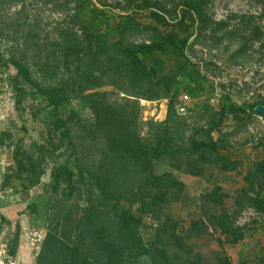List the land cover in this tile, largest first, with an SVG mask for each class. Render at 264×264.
Wrapping results in <instances>:
<instances>
[{"label":"rangeland","instance_id":"rangeland-1","mask_svg":"<svg viewBox=\"0 0 264 264\" xmlns=\"http://www.w3.org/2000/svg\"><path fill=\"white\" fill-rule=\"evenodd\" d=\"M94 1L119 7H125L127 3L126 0ZM78 13L77 0H0V94L4 98L6 117L3 146L10 162L6 177H11L9 186H6L8 192L0 193L1 228L7 229L11 247L13 240L19 236V247L26 252L29 262L34 260L33 250L38 252L47 230L55 227L72 207H87L88 202L93 201L108 212L113 208L108 201L100 204L96 191V196L90 199L93 183L88 177L87 184L81 187L82 191L70 187L65 177L61 176L58 182L53 179L57 169L65 165L73 168L76 161L71 158L68 146H61L58 139L53 140L56 146L53 151L49 131L56 112L48 106L44 97L37 95L35 88L19 76L18 67H24L31 72L34 82L48 89H60L67 68H76L73 58L67 60L63 56V44L60 42L62 32L72 28L82 35L81 26L89 23L85 12L73 22ZM207 15L210 23L203 29L195 14L180 8L178 15L174 14L167 26L160 27L164 34L173 32L180 40L189 39L185 54L194 63L200 64L202 74L208 77V82H200L204 91L199 92L196 99L181 93L177 106L180 116L177 124L181 129V141L177 146L182 143L188 154L187 159L179 165L185 167L188 160L191 164L186 168L200 173L193 176L174 170L187 179L185 202H175L177 197L170 195L161 217L153 214L141 217V234L146 242L155 239L156 225L167 217L173 222L179 221L178 233L184 238L182 247L164 242L159 246L167 252L171 264H215L223 253L222 249L225 253L228 237L212 229L209 234L198 237L199 232L192 229V222L201 219L200 205H204L210 214H237L238 224L251 230L246 235L264 242V230L259 227L261 217L250 207L248 200L254 194L248 193L246 196L242 193V190L248 189L245 176L256 163L264 161V117L250 109L264 107V1L218 0L209 7ZM180 16L186 19L182 25H179ZM140 21L146 26H156L149 19L141 18ZM110 35L114 36L113 29ZM126 40L136 44L150 43L152 34L143 31L130 35ZM160 58L166 63V70L176 68L184 61L179 62L170 47L164 53L157 50L147 53L144 59L153 66ZM187 81L184 79L185 83ZM99 91L108 93L107 103L126 105L128 98L116 88L108 86ZM185 96L189 99L186 100ZM164 103L167 107L165 100H141L140 110L133 106L128 108V111L134 109L135 113H139L145 140L150 137L148 123L165 120L166 114H160ZM232 104L246 107L247 113H227L223 124L211 136L225 145L233 160L243 163L238 172L226 173L203 160L212 155L210 150L192 153V142L209 143V127L219 118L221 109L224 106L229 109ZM74 110L83 120L93 119L92 112L81 108L77 101L61 106L59 113L65 117ZM71 129L81 164L88 168L97 163L101 138H94L84 123L71 124ZM20 162L32 163L37 173H43L40 185L31 187L27 174L22 171L16 176L15 166ZM170 163L169 160L156 162L155 172H168ZM216 188L222 189L218 197H226L223 205L205 202L202 198ZM237 198L242 201L241 206L236 205ZM135 208H130L131 213ZM202 227L200 233L205 232ZM219 240L224 242L223 247ZM158 257L160 261L165 259V256ZM139 263L152 264V260L142 257Z\"/></svg>","mask_w":264,"mask_h":264},{"label":"trees","instance_id":"trees-1","mask_svg":"<svg viewBox=\"0 0 264 264\" xmlns=\"http://www.w3.org/2000/svg\"><path fill=\"white\" fill-rule=\"evenodd\" d=\"M216 1L218 0H126V6L119 7L103 1L77 0L80 13L74 17L73 22L85 12L89 23L81 26L82 35L72 28L62 32L60 42L63 44V56L67 60L73 58L76 68H67L62 84L59 85L60 89L52 90L41 86L33 81L28 69L18 67L19 76L35 88L37 95L44 97L48 106L56 112L49 131L53 151L56 150L53 140L58 139L61 146H68L71 158L76 161L73 168L65 165L57 169L53 179L58 182L61 176L65 177L70 187L82 191L81 187L87 184L88 177L93 183L90 199L96 196V191L99 194L98 202L101 204L108 201L113 208L108 212L93 201H89L87 207H72L55 227L47 230L38 252L33 250L34 260L31 262L27 260L26 252L19 247L17 236L11 247V255L16 264H140L142 257H149L152 264H171L167 252L159 246L168 243L182 247L184 238L178 233L179 221L173 222L167 217L164 222L156 225L155 239L146 242L141 234V217L146 214L161 217L170 195L177 197L175 202H185L186 184L173 172L157 174L156 162L169 160L173 170H181L183 174L193 176L200 173L186 168L191 164L188 160L185 167L179 165L187 159L188 154L182 143L177 146L181 141L177 106L181 93L196 99L199 92L204 91L200 82H208V77L202 74L200 64L194 63L185 54L184 49L188 46L189 39L180 40L173 32L164 34L160 27L167 26L170 18L174 14L178 15L180 8H184L195 14L204 29L210 23L207 11ZM141 18L151 20L156 26L143 25ZM185 20V17L180 16L179 25L184 24ZM112 29L113 37L110 35ZM143 31L151 32L150 43L127 42L130 35ZM167 47L173 50L179 62L184 60L178 67L166 70V63L162 58L153 66L145 61L147 53L154 50L164 53ZM184 79L188 81L185 83ZM108 86L116 88L128 98L126 105L106 102L108 93L99 90ZM141 100L168 102L165 120L148 123V140L142 137L139 113L134 110L139 109ZM74 101L81 108L90 110L93 119H81L77 110L62 117L60 107ZM131 106L134 109L128 111ZM257 107L250 109L256 115L264 117L257 111ZM237 112L246 114L247 108L234 104L229 109L224 106L219 118L207 131L209 143L192 142V153L210 150L212 155L203 160L226 173L238 172L243 163L233 160L225 145L211 136L223 124L227 113ZM74 123L86 124L93 137L101 138L102 141L98 162L88 168L81 164L78 156L71 129V124ZM3 139L4 134L2 145ZM15 170L16 176L21 171L27 174L31 187L42 182L43 173H37L32 163H16ZM10 179V176L6 177L5 187L9 186ZM244 180L248 189L242 190V193L246 196L248 193L254 194L248 200L250 207L261 217L259 227L264 230V161L256 163ZM221 191V188H216L210 195L201 197L205 202L223 205L226 197H218ZM241 204L242 201L237 198L236 205ZM133 206L136 208L131 213L130 208ZM199 209L202 214L200 221L192 222V229L199 232L198 237L209 234L211 229L218 230L229 238L227 244L237 245L245 240L246 232L251 231L238 224L237 214H210L204 205H200ZM201 225L205 229L203 233H200ZM219 244L223 247L224 242L219 240ZM157 248L160 250L157 251ZM158 256H165L164 261H160ZM215 264L233 263L223 251Z\"/></svg>","mask_w":264,"mask_h":264},{"label":"crops","instance_id":"crops-1","mask_svg":"<svg viewBox=\"0 0 264 264\" xmlns=\"http://www.w3.org/2000/svg\"><path fill=\"white\" fill-rule=\"evenodd\" d=\"M164 105L165 103L162 105V111L160 112V114H162L163 112L164 114H166L165 108L167 107L166 105ZM168 172H173L180 180H182L186 184L187 179H185L181 175H178L177 171H174L170 168ZM251 236L252 235H246L245 240L237 245H225V254L229 257L230 261L233 264H264V242L254 239ZM222 251L224 250L222 249Z\"/></svg>","mask_w":264,"mask_h":264},{"label":"built area","instance_id":"built-area-1","mask_svg":"<svg viewBox=\"0 0 264 264\" xmlns=\"http://www.w3.org/2000/svg\"><path fill=\"white\" fill-rule=\"evenodd\" d=\"M185 99H189L185 96ZM5 102L3 96L0 94V193H6L5 179L9 174L10 162L4 154V146L1 144L4 129L3 124L6 120L4 114ZM1 197V196H0ZM2 217L0 216V264H16L11 255V237L6 230L1 228Z\"/></svg>","mask_w":264,"mask_h":264},{"label":"water","instance_id":"water-1","mask_svg":"<svg viewBox=\"0 0 264 264\" xmlns=\"http://www.w3.org/2000/svg\"><path fill=\"white\" fill-rule=\"evenodd\" d=\"M257 111L264 115V107L263 106L257 107Z\"/></svg>","mask_w":264,"mask_h":264}]
</instances>
